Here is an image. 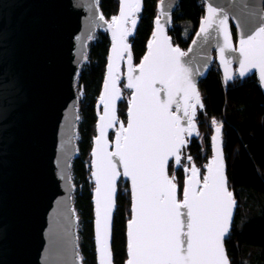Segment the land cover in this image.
Here are the masks:
<instances>
[{"label":"water","instance_id":"1","mask_svg":"<svg viewBox=\"0 0 264 264\" xmlns=\"http://www.w3.org/2000/svg\"><path fill=\"white\" fill-rule=\"evenodd\" d=\"M205 15L189 46L184 49L174 43L170 28L174 13L181 0H159L158 15L154 20L153 34L147 44L146 52L139 63H136L132 39L136 36L145 0H140V8L127 17L124 28L130 34L123 43L129 46L123 50L119 42V32L113 25V18L108 19L100 7V0H0V264H84L80 253L81 224L74 204L75 183L72 178V164L79 154L80 98L83 91L78 88V78L82 67L88 59L91 41L97 38L99 31L108 32L111 45L106 66L101 94L96 103L97 124L96 136L91 151V175L95 184L94 231L98 264L100 257L97 242V212L95 176L99 146L96 143L100 136L104 115V104L101 97L110 90L112 80L119 95L115 99V112L118 123L112 128H105L101 144L107 141V151L114 152L117 134L121 125L127 127L130 119L128 109L135 89L129 88V75H139V65L150 51L154 37L159 40L168 38L173 48H179L183 55L181 63L190 70L193 83L203 97L199 88L201 80L206 78L216 63L221 71L224 84L233 83L256 75L264 91V77L259 67L247 66L244 75H240L243 59L239 52L240 40L255 33L264 26V0H203ZM129 3L134 0H128ZM209 6L216 9L212 23L206 24ZM128 12L120 0L119 10ZM135 19L133 26L131 21ZM159 20V25H157ZM224 21L221 24L220 21ZM206 28V31H201ZM225 30L232 47H225ZM116 32V35H114ZM114 46L120 50L116 58ZM224 48L223 55L220 49ZM131 56V65L129 64ZM111 66V67H110ZM130 67L134 69L129 72ZM226 75L230 78L225 79ZM157 88L161 85L157 83ZM125 89L130 92L126 120L120 118L119 110L125 98ZM166 99V93H161ZM177 103L171 110L182 117L181 125L187 127V117L183 116L182 93L175 97ZM194 101H190L192 103ZM193 117L195 131L184 134L185 146L198 136L199 120ZM221 127L222 154L227 187L233 192L236 206L233 209L232 224L224 239L228 258L226 240L229 237L239 207L238 199L230 187L228 164L225 152L224 125ZM210 136L212 156L200 168L196 161L186 168L188 175L184 186L191 175L192 168L199 170L198 179L203 184L208 175L207 165L215 155L216 124L213 123ZM181 149V160L183 150ZM118 160V157H113ZM175 169L180 164L169 161L167 172L172 177L170 166ZM198 166H197V165ZM114 206L110 213V237L112 264L114 261L113 233L115 215L118 208V193L122 179L129 183L131 197V216L127 222V252L129 243V221L134 217L133 185L131 177L124 176L122 164H118ZM177 184V199L182 201L183 188ZM128 253V259H129ZM127 259V261H128ZM126 261V264H127ZM231 261V259H230ZM232 264V263H231Z\"/></svg>","mask_w":264,"mask_h":264},{"label":"snow or ice","instance_id":"2","mask_svg":"<svg viewBox=\"0 0 264 264\" xmlns=\"http://www.w3.org/2000/svg\"><path fill=\"white\" fill-rule=\"evenodd\" d=\"M128 12L121 11L113 18V25L119 32V42L123 50L129 46L123 41L130 30L123 27L127 17L138 11L140 0L129 3L123 0ZM209 16L205 23H212L216 9L209 6ZM134 26L136 21H131ZM159 25V20H157ZM224 24V21H220ZM201 31H206L202 28ZM116 35V32H114ZM240 75L247 66L259 67L264 77V26L255 33L240 40ZM225 47L231 48L227 30ZM116 58L120 57L117 46L113 48ZM221 54L224 48L220 49ZM185 55L179 48H173L168 38L159 40V29L150 51L139 65V75L133 80L129 75L128 87L135 89L128 109L130 117L127 127L121 125L117 134L114 152L107 151V141L101 144L105 128H112L117 121L115 99L119 95L112 80V87L106 88V96L101 97L104 115L101 116L100 136L96 143L99 150L97 171L93 174L97 181L96 212L97 242L100 264H112L110 237V213L114 206L118 164L123 166V175L131 177L133 185L134 217L129 221V259L127 264H231L227 256L224 239L229 233L233 209L236 206L233 192L227 187L222 154L221 127L216 121L213 137L215 155L207 165L208 175L200 185L199 170L192 168L183 188V199H177L175 176L169 177V161L181 163V149L185 146L184 134L195 131L192 120L197 105L203 107L200 93L193 83L190 70L180 58ZM131 65V56L129 55ZM111 67V66H110ZM134 71L130 67L129 72ZM230 77L226 75L225 79ZM157 83L161 85L157 88ZM166 93V99L161 93ZM182 93L183 116L187 117V127L181 125L182 117L171 110L177 103L175 97ZM190 101H194L190 103ZM113 157H118L114 160ZM191 160V157H188Z\"/></svg>","mask_w":264,"mask_h":264},{"label":"trees","instance_id":"3","mask_svg":"<svg viewBox=\"0 0 264 264\" xmlns=\"http://www.w3.org/2000/svg\"><path fill=\"white\" fill-rule=\"evenodd\" d=\"M158 1L145 0L141 22L132 39L136 63L140 62L146 52L153 34ZM119 5L120 0H100V7L108 19L117 16ZM204 15L203 0H181L170 28L174 43L186 49ZM184 22H189L194 27L192 35L187 39L181 25ZM110 45L108 32L99 31L97 38L90 43L88 59L78 78V88L83 91V96L79 104V154L72 164V178L76 186L74 204L81 224L80 253L84 264H98L91 151L98 119L96 103L102 90ZM199 88L203 97V107H199L197 114L201 130L210 132L212 127L209 124H213V121L224 125L228 178L239 203L231 233L226 240L231 263L264 264V91L256 75L225 85L220 69L215 67L201 80ZM129 96L126 94L120 105L119 115L124 120L127 118ZM206 141L208 153L205 156L202 155L205 147L198 138L187 145V150L192 155L197 159H204L200 161L202 164H206L211 156L209 135ZM170 169L172 176H175L183 188L186 177L184 168L175 169L171 164ZM117 203L113 233L114 261L115 264H126L127 222L131 216L130 191L124 192L119 187Z\"/></svg>","mask_w":264,"mask_h":264},{"label":"rangeland","instance_id":"4","mask_svg":"<svg viewBox=\"0 0 264 264\" xmlns=\"http://www.w3.org/2000/svg\"><path fill=\"white\" fill-rule=\"evenodd\" d=\"M183 27H184V37L187 39V38H189L191 35H192V33H193V31H194V27H193V25L191 24V23H189V22H184V23H182L181 24ZM213 67H215V66H213ZM126 94H128L129 95V92H128V90H126L125 89V95ZM128 103H129V101L127 102V105H128ZM127 108H128V106H127ZM209 125H211V127H213V124L210 122V124ZM198 139L200 140V142L203 144V146L205 147L204 149H203V151H202V155L203 156H205L208 152H207V150H206V146H208L207 145V143H208V141H206V137L209 135V137L211 136V134L213 133V128H211V131L210 132H203L202 130H201V127L199 128V130H198ZM211 141V140H210ZM211 143V142H210ZM189 144V143H188ZM187 144V145H188ZM187 145L185 146V148H184V150H183V152H182V154H183V158H182V160H181V163H180V167H182V168H184V170L186 169V168H190L191 167V163L192 162H194V161H196L197 163H198V165L200 166V168L203 170V166H204V164H202V162H200V161H202V160H204V159H197L196 158V156L195 155H192L190 152H189V150H187ZM208 149V148H207ZM211 156H212V150H211ZM211 156H210V158H211ZM188 157H191V160H189L188 159ZM204 158V157H203ZM209 158V159H210ZM179 167V168H180ZM204 171V170H203ZM185 175L187 176L188 175V173L187 172H185ZM184 186V185H183ZM121 190L122 191H124V192H129L130 191V186H129V183L128 182H125L123 179H122V182H121Z\"/></svg>","mask_w":264,"mask_h":264},{"label":"built area","instance_id":"5","mask_svg":"<svg viewBox=\"0 0 264 264\" xmlns=\"http://www.w3.org/2000/svg\"><path fill=\"white\" fill-rule=\"evenodd\" d=\"M213 66H215V68H218L219 69V66L216 64V63H214L213 65H212V68H213ZM129 92V91H128ZM129 95H130V92H129Z\"/></svg>","mask_w":264,"mask_h":264},{"label":"flooded vegetation","instance_id":"6","mask_svg":"<svg viewBox=\"0 0 264 264\" xmlns=\"http://www.w3.org/2000/svg\"><path fill=\"white\" fill-rule=\"evenodd\" d=\"M199 128H200V122H199ZM196 138H198V136H197ZM194 139H195V138H194ZM185 172H186V169H185Z\"/></svg>","mask_w":264,"mask_h":264}]
</instances>
